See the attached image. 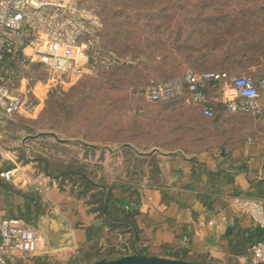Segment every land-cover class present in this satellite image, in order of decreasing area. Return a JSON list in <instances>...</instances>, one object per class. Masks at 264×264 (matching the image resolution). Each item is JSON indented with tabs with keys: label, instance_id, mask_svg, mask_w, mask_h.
I'll list each match as a JSON object with an SVG mask.
<instances>
[{
	"label": "crops",
	"instance_id": "obj_1",
	"mask_svg": "<svg viewBox=\"0 0 264 264\" xmlns=\"http://www.w3.org/2000/svg\"><path fill=\"white\" fill-rule=\"evenodd\" d=\"M139 113L144 118L130 129L131 140L104 144L101 154L121 161L124 148L131 150L138 164L129 166L130 176L144 178L117 179L115 172L104 208L29 166L11 182L0 178V223L25 220L40 237L33 256L10 264H89L134 254L174 259V252L195 264H250V248L264 232L233 200L264 204L263 124L226 110L206 119L197 107L166 103ZM2 119L0 109V125ZM8 138L1 127L0 174L20 165L24 139H11L6 150Z\"/></svg>",
	"mask_w": 264,
	"mask_h": 264
},
{
	"label": "rangeland",
	"instance_id": "obj_2",
	"mask_svg": "<svg viewBox=\"0 0 264 264\" xmlns=\"http://www.w3.org/2000/svg\"><path fill=\"white\" fill-rule=\"evenodd\" d=\"M85 6L101 18L102 48L132 63L50 96L34 118L3 117L0 126L9 136L3 148L13 147L11 139H24L19 163L37 175H43L44 159L55 174L81 171L99 186H108L115 172L117 179L144 178L130 176L129 166L138 161L128 150L118 161L104 157L101 146L131 140L130 129L144 118L139 110L155 107L143 96L151 83L178 80L189 70L264 76V0H87ZM25 75L48 79L37 68ZM184 89L167 105L194 106Z\"/></svg>",
	"mask_w": 264,
	"mask_h": 264
},
{
	"label": "built area",
	"instance_id": "obj_3",
	"mask_svg": "<svg viewBox=\"0 0 264 264\" xmlns=\"http://www.w3.org/2000/svg\"><path fill=\"white\" fill-rule=\"evenodd\" d=\"M87 0H0V109L11 121L15 116L34 118L50 96H63L87 76H96L124 64L101 46L104 29L100 16L85 6ZM30 68L48 74L35 81L25 75ZM222 82L221 101L230 114L252 115L264 126V78L231 76L226 72H185L169 83H151L144 91L149 104L170 103L174 93L187 88L190 101L202 107V114L214 112L205 105L203 87ZM22 166L0 174L11 182ZM36 191L43 193V186ZM233 208L248 216L255 228L264 232V204L237 197ZM40 237L25 220L5 218L0 223V264H10L33 256ZM250 264H264V238L250 248Z\"/></svg>",
	"mask_w": 264,
	"mask_h": 264
},
{
	"label": "trees",
	"instance_id": "obj_4",
	"mask_svg": "<svg viewBox=\"0 0 264 264\" xmlns=\"http://www.w3.org/2000/svg\"><path fill=\"white\" fill-rule=\"evenodd\" d=\"M228 73V72H226ZM229 74V73H228ZM231 75V74H230ZM251 76V75H249ZM254 78H264V76H251ZM224 89V83L222 82H208L204 84V87L202 89L203 94L206 97V103L205 105L208 106L209 108H211L214 112V116L212 118H206V119H214L217 115V112L219 110H226V106L225 104L221 101V95ZM186 93L189 96V92L187 90V88L185 87ZM190 99V96H189ZM163 103H158V104H154L155 106H159L162 105ZM195 107L199 108L202 112V107L199 105H196L194 103H192ZM170 106H178V105H170ZM203 115V114H202ZM83 146H85L86 148V144H83ZM124 150H127L124 148ZM129 153H132L131 150H128ZM41 163H44V166H40V168H42L41 170L43 171V176L49 177L51 179L54 180H58L60 181V183L62 185H70L72 188H75L80 196L83 197H89L90 198V203L92 205H96L97 208L101 209L105 207V202L107 200H109L110 198V194L109 193H105L104 189L109 186H107V184H102L101 186L96 185L93 181L89 180L85 175H83V172H61L58 171L57 174L53 173V171L50 170V166L48 161L41 159L40 160ZM144 163V161H142L140 164ZM142 166V165H141ZM73 176H80L82 179V184H80L79 182H74V180L72 179ZM68 178H71L70 180ZM130 218V217H129ZM129 221V220H127ZM121 233H127L126 231L122 230ZM124 249L127 250V246L123 245ZM99 251V250H98ZM119 251V250H118ZM124 253L122 250L119 251V254ZM170 257H173L174 259L177 260H183V261H187L185 259V257H183V255H180L179 252H174V253H170L169 254Z\"/></svg>",
	"mask_w": 264,
	"mask_h": 264
},
{
	"label": "water",
	"instance_id": "obj_5",
	"mask_svg": "<svg viewBox=\"0 0 264 264\" xmlns=\"http://www.w3.org/2000/svg\"><path fill=\"white\" fill-rule=\"evenodd\" d=\"M89 264H195L188 261L134 254L113 260H99Z\"/></svg>",
	"mask_w": 264,
	"mask_h": 264
}]
</instances>
